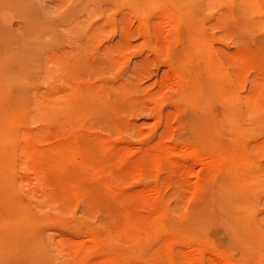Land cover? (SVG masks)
Here are the masks:
<instances>
[{
	"label": "bare ground",
	"instance_id": "bare-ground-1",
	"mask_svg": "<svg viewBox=\"0 0 264 264\" xmlns=\"http://www.w3.org/2000/svg\"><path fill=\"white\" fill-rule=\"evenodd\" d=\"M97 1L100 3L95 4ZM103 5L133 14L144 37L156 38L159 44L167 47L182 46L185 55L177 58L171 53L167 60L168 76L176 87L163 98L164 101L179 111L184 107L208 109L210 114L225 119L236 136L223 143L215 142L220 152L208 150L198 145L189 132L193 127L183 119V130L171 143L178 152L156 143L152 147L142 146L141 155L137 157L133 156L132 147L120 145L109 136L74 130L72 120L69 128L73 127V130L62 128L69 114L82 118L93 112L96 116L108 117L120 110L131 100V91L126 84L104 83L97 91L85 88V94L74 96L75 106L45 98L38 107L39 132L33 135L29 128L20 132L13 145L14 151L17 152L21 144L26 155L34 153L41 179L49 169L66 176V183L47 194L52 199L61 195L80 199L94 192H107L106 195L114 196L120 202L126 199L122 201L126 205V214L118 212L111 216L114 226L110 231L92 226L86 216L61 220L58 215L43 211L47 203H33L18 193L11 180L13 187L9 197L0 195V216L3 215L5 225V231L0 234V254L7 257L1 264H13L14 258L19 260L17 264H52L49 256L53 236L59 238L61 247L67 245L77 253L86 251L89 256L95 255L97 246H104L105 252L97 255L95 264H264V251L245 256L232 252V246L237 245L232 239L239 238L236 235L221 233L224 237L220 241L216 235L194 225L171 226L170 221L177 212L159 200L157 190L153 189L156 194L154 207L137 212L135 207L144 203L145 196H129L114 185L119 176H143L162 169L178 170L184 178L189 166L182 162L190 160L191 164L202 165L198 178L209 176L216 189L220 187V178H226L243 194L242 206L248 215L242 223L245 222L249 230L259 223L257 206L264 194V163L260 159L264 147V33L254 38L251 47L245 44L246 36L238 34L234 39L238 51L225 54V39L211 31L214 28L225 30L230 25L254 32L264 30V0H86L81 15L71 21H80L75 25L82 26L81 19L93 6L102 13ZM211 9L215 11L209 15L207 12ZM152 17L160 20L151 22ZM47 30L50 34L58 32L55 27ZM43 35L42 29L32 39V45L42 51ZM250 48L258 66L251 90L244 92L241 90L242 64ZM191 67L200 70L202 77H192ZM162 85L167 86L166 82ZM99 94L108 100L106 105L96 102L95 95ZM88 99L93 100L94 105L87 102ZM156 115L160 117L159 113ZM54 125L56 130L49 133ZM49 136L52 143L41 144ZM8 147L7 141L5 145L4 142L0 144V166L11 170L16 155H11L12 150ZM19 230L25 232V238L17 237ZM48 230L54 233H48ZM115 237L124 239L127 246L107 248L106 243ZM67 264L92 262L88 256L79 260L76 255Z\"/></svg>",
	"mask_w": 264,
	"mask_h": 264
},
{
	"label": "rangeland",
	"instance_id": "rangeland-1",
	"mask_svg": "<svg viewBox=\"0 0 264 264\" xmlns=\"http://www.w3.org/2000/svg\"><path fill=\"white\" fill-rule=\"evenodd\" d=\"M85 1L0 0V144L4 142L5 145L7 141L11 155H16L11 170L0 166V195L9 197L13 180L18 193L33 203H47L43 211L48 214H56L61 220L86 216L92 226L110 231L114 226L111 216H116L118 212L126 214V205L122 202L126 199L120 202L114 196L106 195L107 192H94L80 199L63 195L52 199L47 194H51L61 183H66V176L49 169L45 178L41 179L34 153L26 155L22 152L21 144L20 149L14 151L13 145L20 132L26 128L33 135L39 132L38 107L45 98L75 106L77 102L74 96L77 93L85 94V88L97 91L104 83L126 84L131 91V100L120 110L108 117L96 116L97 113L93 112L82 118L69 114L62 128L73 130V127L69 128L72 120L74 130L109 136L120 145L132 147L133 156L137 157L141 155L142 146L152 147L156 143L178 152L171 143L183 130V119L193 127L189 132L198 145L208 150L220 152L215 142L220 140L223 143L236 135L225 119L210 114L208 109L184 107L179 111L164 101L163 98L176 87L168 76L167 60L171 53L177 58L185 55L182 46L167 47L166 44H159L156 38L144 37L133 14L107 5L100 8L103 14L93 6L90 13L81 19L83 25H75L80 21L73 23L71 18L81 15ZM99 3L97 1L95 4ZM214 11L211 9L207 13L212 15ZM159 20V17L151 18L154 23ZM51 27L58 29V32L48 33L47 28ZM42 29L43 51L32 45V39ZM211 32L225 39L224 53L231 54L238 51L234 43L238 34L246 36L245 44L251 47L254 38L262 36L264 30L254 32L230 25L225 30L214 28ZM247 52L242 64L244 78L241 90L244 92L251 90V81L258 66L253 49ZM189 73L192 77H202V72L195 67H191ZM163 82H166V87L162 85ZM95 96L97 103L107 104L108 100L102 94ZM86 101L94 105L93 100ZM55 130V125L51 126L49 133ZM48 139L50 136L41 144L52 143ZM262 150L260 159L264 163V147ZM189 161L182 162L189 166L184 178L178 170L162 169L143 176L122 175L114 180V185L129 196H145L147 201L135 207L137 212H146L154 207L155 189L159 200L177 212L170 221L171 226L194 225L216 235L220 241L224 237L221 233L236 235L239 238L232 239L238 245L232 246V252L236 254L245 256L250 253L254 255L258 250L264 251V194L257 206L259 223L253 225L255 231L252 232L253 229L249 230L248 225L242 223L248 215L242 206L245 199L243 194L223 177L218 182L220 187L216 189L209 176L198 178L202 165ZM45 192L46 195H43ZM195 207L198 209L192 210ZM1 217L3 215L0 216V234L5 231ZM47 232L54 233L53 230ZM17 237L25 238V232L19 230ZM53 239L49 256L52 264H67L76 255H79V260L88 256L95 264L97 255L105 252L104 246H97L95 255L89 256L86 251L77 253L67 245L61 247V241L56 236ZM21 243L16 245L17 249ZM124 246H127V242L118 237L106 243L109 249ZM6 258L3 253L0 254V264ZM11 262L17 264L19 260L14 258Z\"/></svg>",
	"mask_w": 264,
	"mask_h": 264
}]
</instances>
